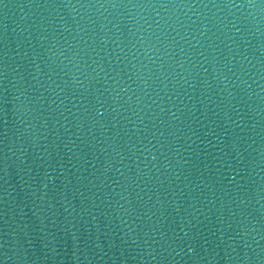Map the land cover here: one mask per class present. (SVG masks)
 <instances>
[{"label": "water", "instance_id": "95a60500", "mask_svg": "<svg viewBox=\"0 0 264 264\" xmlns=\"http://www.w3.org/2000/svg\"><path fill=\"white\" fill-rule=\"evenodd\" d=\"M0 264H264V0H0Z\"/></svg>", "mask_w": 264, "mask_h": 264}]
</instances>
